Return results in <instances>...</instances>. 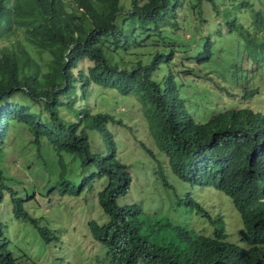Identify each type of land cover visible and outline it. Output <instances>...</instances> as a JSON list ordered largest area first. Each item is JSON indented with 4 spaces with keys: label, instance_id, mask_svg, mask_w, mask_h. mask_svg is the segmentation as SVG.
<instances>
[{
    "label": "trees",
    "instance_id": "obj_1",
    "mask_svg": "<svg viewBox=\"0 0 264 264\" xmlns=\"http://www.w3.org/2000/svg\"><path fill=\"white\" fill-rule=\"evenodd\" d=\"M220 1L0 0V38L17 37L0 48V162L5 160L11 128L19 125L27 130L33 147L52 151L34 172L42 182L35 184L41 192L78 196L93 190L94 181L100 179L97 201L108 219L101 224L90 220L89 229L105 251V264H264V257L229 258L218 241L178 231L180 227L164 214L147 213L140 203L118 204L116 198L127 194L132 182L129 165L118 157L112 130L121 119L107 108L92 109L94 94L102 95L103 106L111 99L100 89L130 95L140 104L155 146L153 150L144 144L156 160L150 173L156 172L164 185L176 189L170 175L183 182L182 189L184 184L219 189L238 208L258 201L264 187V111L211 104L213 91L206 82L194 84L184 78L208 77L198 68H182L185 64L176 59L177 53L189 51L200 53L196 64L202 69L213 64L214 45L220 40L208 31L216 23L204 13L208 5L217 10ZM179 8L189 24H197L190 50L187 38L170 30L180 28ZM238 13L227 20L238 38L235 56L241 61L248 54L254 68L231 73L228 66L225 76L241 84L232 78H260L264 71V0H245ZM136 45L156 48L127 66L133 58L126 55ZM230 57L225 63L233 60ZM250 87L248 96L256 92ZM92 131L102 149L92 147ZM161 156L166 158L163 164ZM7 171L0 166V204L10 192L15 216L30 222L42 243H49L55 232L24 207L32 192L24 196L12 189L9 179L14 177ZM175 197L177 203L193 199L188 190L184 195L176 190ZM256 220L248 212L245 227ZM212 221L219 224L221 219L216 216ZM11 244L0 218V264L20 263Z\"/></svg>",
    "mask_w": 264,
    "mask_h": 264
},
{
    "label": "rangeland",
    "instance_id": "obj_2",
    "mask_svg": "<svg viewBox=\"0 0 264 264\" xmlns=\"http://www.w3.org/2000/svg\"><path fill=\"white\" fill-rule=\"evenodd\" d=\"M243 1L245 0H221L217 10H210L209 5L205 9L204 16L211 14L210 17H207L208 21L216 23V27H212L208 31L211 36L215 37V41L220 40L219 45H214L215 59L213 64L209 65V69L206 66L202 69V66L196 64V58L200 56V53L189 54V51L177 53L176 59L182 60L185 64L182 68H198L197 71L208 77L196 78V76L186 75L184 78L191 80L194 84H201L200 80L206 82V86H210L212 91L215 92L211 93V104H216L224 109L247 106L264 111V71L261 73L260 78H232L234 82L238 80L241 84L231 83L229 82L230 78L225 76L228 66H230L231 73L238 68L243 73H247V71L254 68L247 61L248 54H243L241 61L236 58L237 51L235 47L238 38L230 31L227 24L228 19L239 14L238 11L243 8ZM183 2L184 0H181V4ZM177 16L180 28H170V30L172 33L187 38L186 42L189 44L188 50H190L196 42L190 36L198 34L196 31L197 24L196 26L189 24V17L185 15L182 8L178 9ZM191 22H193L192 18ZM236 23L237 25L241 24L240 20H237ZM191 25L195 26V30H188V26ZM201 25H204V22H201ZM241 27L243 31L246 30L243 25ZM227 33L228 35L231 34L225 39ZM4 38H0V48L6 43L17 40L16 36ZM140 42H143V40L141 39ZM155 48L154 45H136L131 49L132 53L126 55L128 58H133V61L129 59L127 66L136 61L135 57H141L142 53L150 52ZM204 54L202 53V55ZM231 55L234 56L233 60L225 63L227 57ZM215 65H218V67ZM187 83L189 84L188 81ZM250 86L258 89L257 93H254L255 96H248L252 91ZM98 89L96 88V91ZM100 90V94H110L111 99L107 98L104 101L105 106H103L102 95L94 94L91 100L92 109L96 111L106 110L107 108V110L116 114L117 119H121L114 122L112 130L117 144L118 157L129 165V171L132 173V182L127 191L128 193L124 196H118L116 198L117 203L137 202L143 206L147 213L164 214L174 222L195 224L199 231L210 233L213 223L209 222L207 217L201 215V213H196L195 209L192 208L193 206L199 208L195 204L193 206L190 204L194 199L210 214L211 218L222 214L227 230L234 235L240 226V219L236 210H234L236 208L230 197L221 191L213 190V187H201V189L184 184L186 188L182 189L183 182H178L170 175H168L169 179L175 184L176 189L164 185L156 172L154 174L150 173L151 163H155L156 160L146 153L144 144L153 150H155V146L146 132L140 104L130 95H121L119 92L104 89ZM35 109H38V107ZM68 119L74 120L73 117ZM26 132L27 130L22 129L19 125H14L11 128L9 137L6 140L5 160L0 162V166L8 168L7 175L14 177L9 179L12 189L14 188L24 196L26 192H32L31 199L24 203L25 209L31 214L41 217V222L47 223L49 228L55 232L56 237L49 243H42L33 225L15 216L10 192L6 191L4 200L0 204V218L5 225L7 234L12 239L11 245L18 251L19 264H105V251L99 249L98 241L94 239L89 229L90 220H96L101 224L108 219L97 201L96 189L101 187L102 181L97 179L94 181L95 188L93 190L83 192L78 196L41 192L35 184L40 185L42 182L36 178L34 172L44 164L42 161L46 159L45 157L50 156L51 158L52 151H45L46 147H40L39 149L33 147L29 142V134L27 135ZM94 134V131L90 132L92 147L102 149V142L97 134H95L94 139ZM54 156L55 158L58 157L56 154ZM63 156L64 160L68 159L67 154ZM161 158L160 163H165L166 158L164 156H161ZM51 164L53 165L52 162ZM168 171H170L169 168ZM176 190L182 195L188 190L193 199L190 203H177Z\"/></svg>",
    "mask_w": 264,
    "mask_h": 264
},
{
    "label": "clouds",
    "instance_id": "obj_3",
    "mask_svg": "<svg viewBox=\"0 0 264 264\" xmlns=\"http://www.w3.org/2000/svg\"><path fill=\"white\" fill-rule=\"evenodd\" d=\"M255 90L256 94L258 89ZM213 190L221 191L216 188H213ZM258 195L260 197L258 201H255L244 208H238L235 205L233 198L228 195L236 208L234 210H236L240 219V226L234 235L227 230L225 219L222 217V214L217 215V217H220L221 222L216 224L215 221H212L216 216L211 218L210 214L202 208V206L195 202L194 199L191 203L189 201L188 202L192 206L194 204L197 205L199 208H195L194 206L192 208L195 209L196 213H201V215H204L202 211L206 212L207 216H204L207 217L209 222L213 223V228L210 233H203L199 231L195 224L190 225L187 223L174 222L169 217L168 218L171 223L180 227L178 231L188 232L195 239L210 238L218 241L221 244L220 249L226 251L229 258L233 256H242L249 260H258L264 257V187ZM248 212L254 213L257 216V220L250 222L246 228L244 218L248 215Z\"/></svg>",
    "mask_w": 264,
    "mask_h": 264
}]
</instances>
